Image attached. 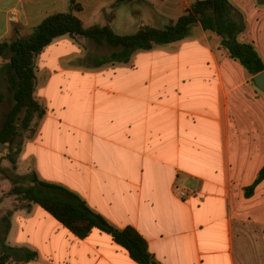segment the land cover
I'll return each mask as SVG.
<instances>
[{"label": "crops", "instance_id": "1", "mask_svg": "<svg viewBox=\"0 0 264 264\" xmlns=\"http://www.w3.org/2000/svg\"><path fill=\"white\" fill-rule=\"evenodd\" d=\"M195 1L205 0H83V19L75 15L85 28L126 35L136 25L163 29ZM228 1L245 20L239 41L264 60V0ZM69 8L68 0H0V42L27 38ZM117 52L63 36L35 57L34 96L45 113L22 138L14 170L134 230L156 264H264V180L245 197L264 165V93L253 76L200 25L179 42L97 66ZM4 103L11 107L0 74V110ZM179 190L195 196L182 200ZM4 193L0 241L15 250L13 264H139L103 231L78 238Z\"/></svg>", "mask_w": 264, "mask_h": 264}, {"label": "trees", "instance_id": "2", "mask_svg": "<svg viewBox=\"0 0 264 264\" xmlns=\"http://www.w3.org/2000/svg\"><path fill=\"white\" fill-rule=\"evenodd\" d=\"M69 11L54 13L45 18L32 35L13 42H0V74H5L10 95V109L0 121V173L2 160L16 168V156L25 133L31 132L36 118L45 111L35 99V57L55 39L63 36H79L96 45L106 44L118 48L119 52L101 60L97 66L125 63L137 51H150L155 46L179 42L185 39L192 27L200 25L210 37L216 39L219 48L229 58L237 61L250 76L264 71L261 59L251 44L239 41L245 31V20L228 0L195 1L175 22L163 29L142 26L133 34L119 35L109 26L85 28L75 15L82 6L76 0H68ZM4 150V151H3ZM28 186L15 185L10 194L23 204H35L78 238H85L92 229H98L111 236L139 264H156L147 250L143 239L132 229L117 230L101 216L93 213L75 194L63 187L39 181L34 175L23 176ZM264 180V165L253 184L245 189V197H251L257 185ZM2 245V244H1ZM3 247V246H2ZM15 250L3 247L0 264L14 259ZM34 254H28V259Z\"/></svg>", "mask_w": 264, "mask_h": 264}, {"label": "rangeland", "instance_id": "3", "mask_svg": "<svg viewBox=\"0 0 264 264\" xmlns=\"http://www.w3.org/2000/svg\"><path fill=\"white\" fill-rule=\"evenodd\" d=\"M76 2L79 3V4L82 6V12L79 13V15H80L81 19H83V0H76ZM77 17H78V15H77ZM138 28H139V26L136 25V28L134 29V31H137ZM209 36H210V35H209ZM210 40L213 41V42H215L216 44H218L217 41H216V39L210 37ZM1 107H2V108H1V110H0V114H1L0 120L3 119L4 114L10 109V107H9V105H8L7 103L2 104ZM29 135H30V132L25 133V134L23 135V138L28 137ZM3 151H4V150H3ZM8 165H9V167H7L6 169L3 170L4 173H3V174L0 173V193H1V192H6V193H4V194L2 195V198H11V199L13 198V200H14L15 196H13V195L10 194V190H11L15 185H22V186H24V187H25V186H28V185H29V182H28V180H23V179H21L22 177H21L20 175L17 174V171H15L14 169H11L10 164H8ZM27 176H28V175H27ZM6 179H9L11 182H10V181H7V182H6V185H4L3 183H4V181H5ZM1 190H2V191H1ZM8 191H9V192H8ZM15 199H16V198H15ZM16 200H17V199H16ZM1 213H2V212H1V210H0V214H1ZM1 244H2V242L0 241V255L3 253V247H2ZM13 262H15V260H14V259H11L7 264H13Z\"/></svg>", "mask_w": 264, "mask_h": 264}, {"label": "water", "instance_id": "4", "mask_svg": "<svg viewBox=\"0 0 264 264\" xmlns=\"http://www.w3.org/2000/svg\"><path fill=\"white\" fill-rule=\"evenodd\" d=\"M253 83L264 93V71L253 77Z\"/></svg>", "mask_w": 264, "mask_h": 264}, {"label": "built area", "instance_id": "5", "mask_svg": "<svg viewBox=\"0 0 264 264\" xmlns=\"http://www.w3.org/2000/svg\"><path fill=\"white\" fill-rule=\"evenodd\" d=\"M178 196L182 200H187L189 198H193L195 196V194L191 193V192L184 191V190H179Z\"/></svg>", "mask_w": 264, "mask_h": 264}]
</instances>
